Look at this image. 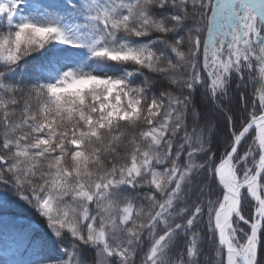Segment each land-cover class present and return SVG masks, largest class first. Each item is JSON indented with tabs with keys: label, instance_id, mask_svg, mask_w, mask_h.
<instances>
[{
	"label": "snow or ice",
	"instance_id": "6c2138e0",
	"mask_svg": "<svg viewBox=\"0 0 264 264\" xmlns=\"http://www.w3.org/2000/svg\"><path fill=\"white\" fill-rule=\"evenodd\" d=\"M0 244L264 264V0H0Z\"/></svg>",
	"mask_w": 264,
	"mask_h": 264
},
{
	"label": "trees",
	"instance_id": "16d2710c",
	"mask_svg": "<svg viewBox=\"0 0 264 264\" xmlns=\"http://www.w3.org/2000/svg\"><path fill=\"white\" fill-rule=\"evenodd\" d=\"M17 212L23 218L24 226H27L30 223L31 224H35L36 223L35 218L31 215V213L28 210H26V209H19V210H17ZM15 256H16V259L22 258L21 256H19L18 254H16L14 252V257Z\"/></svg>",
	"mask_w": 264,
	"mask_h": 264
},
{
	"label": "rangeland",
	"instance_id": "374dc122",
	"mask_svg": "<svg viewBox=\"0 0 264 264\" xmlns=\"http://www.w3.org/2000/svg\"><path fill=\"white\" fill-rule=\"evenodd\" d=\"M2 247H3V245L0 244V249H2ZM5 259H9V260H11V259H16V256L14 257V251H11V250H10L9 253H8V256L5 257L3 251L0 250V264H3V261H4Z\"/></svg>",
	"mask_w": 264,
	"mask_h": 264
}]
</instances>
